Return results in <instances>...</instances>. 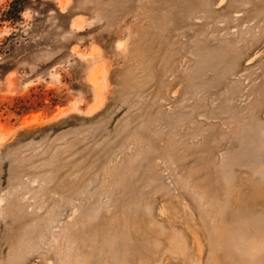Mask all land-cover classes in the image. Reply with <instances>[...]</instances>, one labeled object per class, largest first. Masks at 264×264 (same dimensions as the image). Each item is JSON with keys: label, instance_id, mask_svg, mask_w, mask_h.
<instances>
[{"label": "rangeland", "instance_id": "374dc122", "mask_svg": "<svg viewBox=\"0 0 264 264\" xmlns=\"http://www.w3.org/2000/svg\"><path fill=\"white\" fill-rule=\"evenodd\" d=\"M0 0V264H264V0Z\"/></svg>", "mask_w": 264, "mask_h": 264}, {"label": "trees", "instance_id": "16d2710c", "mask_svg": "<svg viewBox=\"0 0 264 264\" xmlns=\"http://www.w3.org/2000/svg\"><path fill=\"white\" fill-rule=\"evenodd\" d=\"M27 0H13L11 1L9 8L7 10V14L9 18H17L19 17L20 12L23 10L26 5Z\"/></svg>", "mask_w": 264, "mask_h": 264}]
</instances>
